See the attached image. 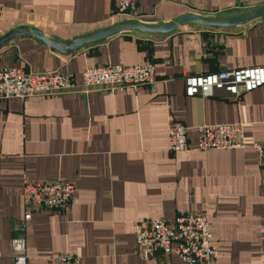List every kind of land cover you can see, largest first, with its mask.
Listing matches in <instances>:
<instances>
[{
	"label": "crops",
	"instance_id": "crops-1",
	"mask_svg": "<svg viewBox=\"0 0 264 264\" xmlns=\"http://www.w3.org/2000/svg\"><path fill=\"white\" fill-rule=\"evenodd\" d=\"M264 0H0V36L36 30L69 43L124 21L159 24L187 13L229 17ZM151 60L152 86L0 98V264H13L11 237L27 209V264L71 253L81 264H185L176 254L143 259L135 234L147 219L206 216L216 255L210 264H264V167L252 141L264 139V82L235 94H190L185 77L222 68L264 67V16L231 25L186 22L169 31L126 27L68 51L22 32L0 43V66L72 72L90 65ZM240 122L247 146L201 150L196 127ZM183 123L189 147L171 151L168 128ZM74 185L64 210L28 207L25 182Z\"/></svg>",
	"mask_w": 264,
	"mask_h": 264
},
{
	"label": "built area",
	"instance_id": "built-area-1",
	"mask_svg": "<svg viewBox=\"0 0 264 264\" xmlns=\"http://www.w3.org/2000/svg\"><path fill=\"white\" fill-rule=\"evenodd\" d=\"M137 0H117V11L131 12ZM155 82V66L151 60L136 63H113L86 66L77 82L72 72L59 70L25 71L20 67L0 66V98L17 97L24 100L35 94L53 95L61 92H77L89 89H104L113 94L128 86ZM264 82V67L255 65L242 68H222L200 75L185 77L188 93L210 94L214 87L240 94ZM247 146L240 122L203 123L196 127L197 149L241 148ZM256 159L264 167V139L252 141ZM189 147L188 128L175 123L168 128V148L171 151ZM74 185L65 180L50 182H25L22 186L23 202L37 208L64 210L71 202ZM31 219L27 209L18 222L19 234L11 237L14 251L13 264H27L23 232ZM211 231L206 216L193 212L176 215L172 220L147 219L135 234L137 252L143 259L157 254H176L185 264H210L216 255L211 243ZM50 264H81L80 258L71 253H60Z\"/></svg>",
	"mask_w": 264,
	"mask_h": 264
},
{
	"label": "water",
	"instance_id": "water-1",
	"mask_svg": "<svg viewBox=\"0 0 264 264\" xmlns=\"http://www.w3.org/2000/svg\"><path fill=\"white\" fill-rule=\"evenodd\" d=\"M264 16V6L257 7L255 9L248 10L244 13L229 16V17H211V16H203L198 15L195 13H187L184 15H181L179 17H176L175 19L168 21V22H162L159 24L154 23H145L141 21H124L122 23L104 28V29H96L88 34L79 35L76 37H73V39L69 43H63L58 42L52 39H49L45 37L42 33L36 31V30H25L26 32L32 33L39 38H41L44 42L55 46L56 48H59L64 51H68L72 48L77 47L78 45L82 44L83 42L94 40L97 38L104 37L106 35H109L117 30L126 28V27H137L143 30H149V31H169L176 26L186 23V22H196L201 24H213V25H231V24H237L242 23L244 21H247L249 19ZM23 29H11L4 33L2 36H0V43L7 40L14 34H19L22 32H25Z\"/></svg>",
	"mask_w": 264,
	"mask_h": 264
}]
</instances>
